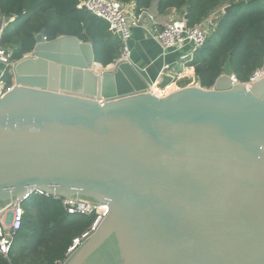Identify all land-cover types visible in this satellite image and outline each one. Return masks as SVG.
<instances>
[{
    "label": "water",
    "instance_id": "water-1",
    "mask_svg": "<svg viewBox=\"0 0 264 264\" xmlns=\"http://www.w3.org/2000/svg\"><path fill=\"white\" fill-rule=\"evenodd\" d=\"M45 38L0 99V212L30 191L107 205L63 264H264V78L155 96L145 70Z\"/></svg>",
    "mask_w": 264,
    "mask_h": 264
},
{
    "label": "trees",
    "instance_id": "trees-1",
    "mask_svg": "<svg viewBox=\"0 0 264 264\" xmlns=\"http://www.w3.org/2000/svg\"><path fill=\"white\" fill-rule=\"evenodd\" d=\"M81 0H0V15L15 17L5 29L0 46L12 52L19 61L31 53L35 36L45 33L47 41L75 37L92 46L94 60L102 67L120 56L121 41L111 26L79 7ZM128 3L131 0H118ZM136 12L146 10L154 0H133ZM159 12L185 9L187 25L193 27L224 6L215 30L204 46L180 61V70L157 87L160 94L172 86L187 87L199 80L205 89L213 87L217 78L233 74L244 83L264 60V0H157ZM166 69L164 72H166ZM12 74L5 75V84L12 87ZM159 88V89H158ZM22 227L15 235L9 259L13 264H53L65 261L71 241L84 233L94 220L93 215L69 216L59 201L33 197L24 205ZM32 241L36 243L32 244ZM17 243L18 249H15ZM40 250V251H39ZM38 251V252H37ZM41 252L40 254H38ZM0 264H8L0 256Z\"/></svg>",
    "mask_w": 264,
    "mask_h": 264
},
{
    "label": "built area",
    "instance_id": "built-area-1",
    "mask_svg": "<svg viewBox=\"0 0 264 264\" xmlns=\"http://www.w3.org/2000/svg\"><path fill=\"white\" fill-rule=\"evenodd\" d=\"M157 0H154L149 9L136 12L130 4L121 3L118 0H81L79 7L86 10L94 17L108 23L114 34L121 41V52L119 58L111 65L120 62H128L131 60L130 41L133 31L142 29L150 34L153 40L158 44L162 56H166L172 52L184 50L188 48L187 54L183 59H187L192 55V52L201 49L208 36V21H203L199 25L189 27L184 18L172 19L159 24L155 14L152 12L153 7H157ZM207 20V19H206ZM6 19L2 17L0 24V38L5 31ZM156 26H159L156 30ZM154 29L153 31H151ZM47 41V39L45 38ZM0 64L4 66V74L0 77V99L10 89L6 86L4 76L7 73L11 74L15 62L12 60V52L0 46ZM166 68L162 71L164 72ZM229 78L233 85L243 84L249 88L256 80L264 78V60L262 64L256 68L244 83L237 80L232 74ZM155 96L161 95L156 89V84L153 83L149 90ZM169 93V92H168ZM99 105L103 104V100H98ZM33 197H40L59 201L63 209L69 216H89L93 215L94 220L91 226L81 235L75 237L65 252V258L71 256L84 241H86L97 229L98 225L103 221L108 212V207L105 204H96L90 201L80 199H65L58 197H49L41 191H30L22 198L13 202L5 210L0 212V256L8 261V264H13L9 261V255L14 243L15 235L22 227L23 217L25 215L24 204ZM53 264H63L61 261H56Z\"/></svg>",
    "mask_w": 264,
    "mask_h": 264
},
{
    "label": "crops",
    "instance_id": "crops-1",
    "mask_svg": "<svg viewBox=\"0 0 264 264\" xmlns=\"http://www.w3.org/2000/svg\"><path fill=\"white\" fill-rule=\"evenodd\" d=\"M126 4H130V6H133V9L135 10V2L133 0H131L130 2ZM224 8L225 6L221 10L216 11L213 14H211L208 17V19L205 20V21H208V31H211V33L215 30L217 26V21L220 18L219 14L222 13V10ZM150 10H152V12L155 14L157 18V22L159 24L166 22L168 20L180 19V18L185 17V9H181V10L168 9V10H165L164 12H159L158 6L157 7L154 6L153 9H150ZM6 19H9V18H6ZM14 19L15 17H12L9 19V21H6L5 29L10 25V23L14 21ZM1 21H2V16L0 15V24H1ZM158 28L160 27L156 26L155 29L158 30ZM153 30L154 29H152L151 31ZM130 48H131L130 63L135 65L141 70H145L148 73L149 77L151 78L152 82L156 84V89L157 87L159 88L162 87L161 84L165 81V79H167V76L173 75L172 70L174 71L180 70L181 68L180 61L182 60L183 56L187 54V50H188V48H186L184 50L172 52L166 56H162L161 50L158 44L153 40L150 34H148L146 31L142 29H136L133 31L132 38L130 41ZM164 68L168 70L166 72H163L162 70ZM94 70L97 71L95 68ZM4 71H5L4 66L0 64V77L1 75L4 74ZM4 79H5V76H4ZM195 83H196V79H195ZM197 83L198 84L196 85L193 84L191 86L201 87L199 80L197 81ZM13 84H14V79L12 78V86ZM181 87L182 86L169 87L165 90V93H168L172 90L179 89ZM9 261L11 260L9 259Z\"/></svg>",
    "mask_w": 264,
    "mask_h": 264
},
{
    "label": "rangeland",
    "instance_id": "rangeland-1",
    "mask_svg": "<svg viewBox=\"0 0 264 264\" xmlns=\"http://www.w3.org/2000/svg\"><path fill=\"white\" fill-rule=\"evenodd\" d=\"M226 7V6H225ZM222 13L224 14V9L222 10ZM222 13H220L219 15L221 16V15H223ZM215 21V20H214ZM211 34V31H209V34H208V37H209V35ZM223 75H227V76H229V75H232L231 73L229 74V73H225V74H223ZM197 81L198 80H196V83H194L195 85L196 84H198L197 83ZM28 203V201L26 202V204ZM25 205V204H24ZM14 241H15V239H14ZM34 243H36V241H32V244H34ZM18 246H19V244L17 245V243H15V249H18ZM40 251V250H39ZM38 252V251H37ZM41 252H39L38 254H40ZM96 263L95 264H102V250L99 252V254L97 255V257H96ZM28 260L27 259H23L22 260V263L24 264V262H27Z\"/></svg>",
    "mask_w": 264,
    "mask_h": 264
}]
</instances>
